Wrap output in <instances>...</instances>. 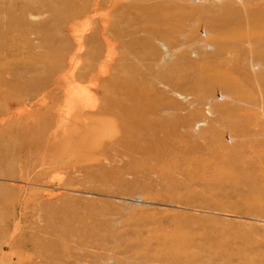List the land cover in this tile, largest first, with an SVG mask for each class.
Returning <instances> with one entry per match:
<instances>
[{
	"label": "rangeland",
	"instance_id": "obj_1",
	"mask_svg": "<svg viewBox=\"0 0 264 264\" xmlns=\"http://www.w3.org/2000/svg\"><path fill=\"white\" fill-rule=\"evenodd\" d=\"M29 5L40 12L21 14ZM46 5L65 11L60 29L42 23L51 16ZM72 5L77 14L69 11ZM21 18L26 24L16 26ZM256 27L264 29V0H0V149L6 154L0 160V264H189L187 256L203 240L249 253L263 245L264 177L240 161L264 151V38L226 37ZM151 32L157 33L156 57L140 42ZM50 35L56 36L53 47L41 45ZM59 43L62 68L72 63L82 78L61 89L52 82L43 92L16 91L13 80H59V72L46 74L54 62L31 59L54 54ZM201 46L208 54L203 60L196 53ZM7 48L18 56L5 54ZM104 63L111 71L105 80L106 71H99ZM150 64L154 74L178 68L179 88L171 91L156 79L140 82ZM131 65L136 72L127 70ZM209 67H222L228 78L198 80ZM109 79L142 83L177 102L168 106L164 97L155 102L156 115L150 102L143 111L148 116L129 117L154 126L157 138L173 132L162 155L139 140L135 147L106 140L110 126L117 125L110 114H82L79 121L92 130L78 125L65 135H96L101 146L94 150L109 149L105 156L79 158L74 149L47 147V128L58 112H95L121 99L106 85ZM69 101L76 107H67ZM158 117L172 123L155 124Z\"/></svg>",
	"mask_w": 264,
	"mask_h": 264
},
{
	"label": "bare ground",
	"instance_id": "obj_2",
	"mask_svg": "<svg viewBox=\"0 0 264 264\" xmlns=\"http://www.w3.org/2000/svg\"><path fill=\"white\" fill-rule=\"evenodd\" d=\"M21 1L25 2L26 0H21ZM47 2L48 1H45L44 3H47ZM146 5H148V4H146ZM153 6H154V4H153ZM158 6H157V9H158ZM46 7H47L46 10L48 11V13L51 16H49L48 20H45L42 22V23H45V28L48 27L51 29H55L54 24L57 23V25L60 29V22L63 24L62 16L65 13V11H62L60 9L58 10L57 6H55V5H46ZM144 7H146V6H144ZM42 9H43V7H42ZM69 11L72 14H77L79 12V8L76 7L75 5H72L70 7ZM143 11H144V9H143ZM146 11H148V10H146ZM26 12L39 13L40 8L35 6V5H29L28 10H26V9L23 10L21 12V14H25ZM149 13L152 14L151 9H150ZM146 15H148V12ZM21 19L22 20L17 21L16 26L17 25L23 26L24 24H26V21H24L23 18H21ZM42 23H40L41 26H42ZM74 27H76V25ZM81 28H83V27H81ZM104 35H105L106 39H109V36H108L109 31L107 29L105 30ZM154 35H157V33L151 32V35L144 37L142 41H140V39L136 38V37L132 39V41H131L132 45H133L132 49L135 52V55L139 54V51L137 48L135 49L134 46L136 44H138L140 41L143 45L149 44L150 48L152 49L151 53L148 52L149 56H151V57L157 56L158 51H157V48L155 47ZM226 37H228L230 39H235V40H243V39L248 40L246 38L250 39V37H255V38L261 39V38H264V29H262V28L259 29V27H256L255 29H252L251 31L238 32L236 34H229ZM221 38H222V36L221 37L217 36L214 39L215 45L218 49V51H217L218 53L220 51H222V48L220 46L221 44H219ZM55 39H56L55 35L43 37V39H41V45H43L45 47L46 46L53 47L52 43ZM62 41H63V38H60L59 42H62ZM205 46H207V45L205 44ZM227 46H228V48L230 47V45H227ZM203 47H204V45H203ZM59 48H60V43H59L58 47L54 48L56 51L55 53H57L56 56H55V53L54 54L47 53V54H43L42 56L38 55V56H34L33 58H31V59H34L33 60L34 62H44L46 60H50V61L54 62V64L52 63L50 66L46 67V74H48L49 76L52 77L55 74H57V76H59L58 74L61 73V76L58 77L59 80H57V82L53 81L52 79H48V80H46L44 82H40L38 84L37 82L33 81L34 79H33V77H31L29 84H22L21 85L17 81L13 80L12 84L15 86V90L18 92H21V91H26V92L32 91L33 93L40 92V91L43 92L44 89H46L48 87V85H50L52 82L56 83V84H52V85H54L53 89H56V88L61 89L66 84V81L70 82L71 79H72V81H74V80H76V78H82V74L80 72H77L73 68V66L71 65L72 63H69L70 64L69 70L68 69L64 70L62 68L63 63L61 62L62 59H61V54H60ZM199 48H200L199 50H196V53L199 55V60H203V59H205V57L208 56V54H206V52L202 49V46ZM165 49L168 51V48H165ZM13 50L14 49L7 48L5 54H9L11 56H18L19 53L17 52V50H15V51H13ZM232 51H233V49H232ZM144 55H145V53H144ZM72 59L73 58L71 57L70 60H72ZM40 60H43V61H40ZM70 62H72V61H70ZM148 63H150V62L148 61ZM188 63L190 65L193 63V61L191 60ZM153 64H150L147 66L146 71L143 72L144 75L143 76L141 75L140 82L144 83V85H147L148 82H149V84L151 83L152 79H156V80H159L161 82H165V84L168 86V88L171 89V91H172V89L174 90V89L179 88V86L181 84H178L179 83L178 82L179 77L177 79H176V77L182 75V72L179 71L178 68L174 67L172 71L170 70V71L158 72V73L154 74L152 72V70H154V69H152ZM125 67L126 66L122 67V68H124V71H126ZM136 67H134V65H131V66H129V68L127 70L131 71V72H136L137 71ZM141 67H142V65H141ZM154 67H156V66H154ZM2 68H3V65H0L1 70H2ZM159 68L160 67H158L157 69H159ZM221 68H218V67L206 68L207 69V75L202 73V74L198 75L196 78L198 80L203 79V81H205V82L206 81H212L214 83L215 82L216 83H222V81H224L225 79L228 78L229 74L227 75L228 72H226L225 69H223V68H222L223 69L222 70ZM93 70H95V69H93ZM63 71H65L64 74H63ZM99 71L103 72V74L106 71L107 76L103 78L104 80L107 79L111 73V71L109 69L107 70L105 63L103 65V68H99ZM56 72H59V73H56ZM205 73H206V71H205ZM94 77L95 76L93 73V78ZM107 84H108V88L110 87L112 90L115 91V93H118L122 96L121 99H119V100L114 99L111 101L110 107L108 109L105 107V108L98 109L95 112H83L82 110L77 109V108H75L74 110H71L69 112H63V111L58 112L56 114V120L53 121L52 125L48 126V128H47L48 130L51 129V131H52L51 133L48 134V136H49V138L47 139L48 141L46 140L48 143L47 147L53 148L55 150H58L60 148L74 149V150H76V152L78 151V157L79 158L84 157L86 155L91 156V158H95L93 156H96V155L102 156V157L105 156L108 153L109 149H103L101 147L100 149L98 148L97 150H94V147L96 145L101 144L100 142L97 141L98 138L96 135L94 137L89 138V139H88V137L82 138V139L66 138L65 135H66L67 131L69 130V128L78 127V125H83L84 127H86V129L92 130V128L89 127V124H88L89 122L85 123V122L79 121L82 114H86L90 117H94V116H97V117L105 116L106 117L107 115L110 114V115H113L115 117L114 119L116 120V122H114V123H116L117 125H115L113 128L110 126V130H108V133L104 136V137H106V140L110 137H114V138H117L118 141L124 142L126 144V146L130 145L132 147H135L136 146L135 142L137 140H139L141 143V146H143V148H145V149L149 150V146H152V147H150L151 149H153L151 151H153L155 154H157L156 157H158L160 154L162 155V153H164V152H162L164 147L169 146L168 143L173 141L172 140L173 139V136H172L173 132L171 130L170 131L167 130L165 132V134H161V136H163L164 138L163 137H162V139L160 137L157 138L156 133L154 132V126H151L150 124L145 125L142 122L140 123L139 120H134V121L131 120L130 121L129 117L130 118L137 117V115L140 117L141 116H148L145 114L146 112H143V111L147 110V107L150 104V102H151V106H152V107H150V109L153 108V110H150V112L151 113L153 112L156 115L158 107L155 108V106H156L155 102L158 105L160 103L161 99H163L164 97L167 99L166 104L168 106L169 105L175 106V105H177V102L175 100H173L172 98H170L166 94V92L160 94L156 90H153L154 92L156 91L155 93H153V91L151 92V89H148L146 87H142L140 83H137L135 81H131V82L128 81L127 82L126 80L125 81H116L115 80V82H114V81H112V79H109L108 81H106V85ZM103 88L104 87L102 85V89H99V91L104 93ZM235 88H237V87H235ZM11 98H12V100H14L17 97L12 96ZM15 102H16V104H20L21 100L18 99ZM66 106L67 107H76L75 105H72V103L70 101H69V103H67ZM122 106L125 107V110L121 108ZM114 108H120V109H122L123 112H115ZM231 113H233V111ZM255 114L256 113H254V115ZM127 118H128V121L126 120ZM103 120L107 121V119H103ZM156 120L154 121L155 124L161 123V125H164V124H171L172 123V119L171 120L170 119L164 120L163 118L158 117ZM90 126H92V124ZM1 131L2 130L0 129V133H1ZM3 131H4L3 133L5 135H9L11 133V130H9V129L8 130L3 129ZM170 135H171V137H170ZM253 135H254V131H252L250 136H253ZM261 141L262 140L257 135L255 138V142L259 144ZM258 144H256L253 147H255V149H256ZM168 154H169V152H168ZM243 157L244 156H242L241 158L244 161L243 162L240 161L241 163H245L247 165L248 164L252 165L254 167V170H253V172H255L254 174H256V176H258V177H264V151H259V152L257 151L255 153V155H252V157H250V158H248V157L243 158ZM5 158H6L5 151L0 149V160H3ZM247 168H248V166H247ZM262 188L264 189V183H263ZM256 247H257V250L249 253V252L245 251L246 247H243V248H241V246L232 247V245L227 244V243H220V242H217L214 240H207V241L203 240L199 245H197L193 248L192 253L187 256V261L189 264H264V244L263 245L257 244ZM260 250H263L262 253L259 252ZM257 252H259V253H257Z\"/></svg>",
	"mask_w": 264,
	"mask_h": 264
}]
</instances>
